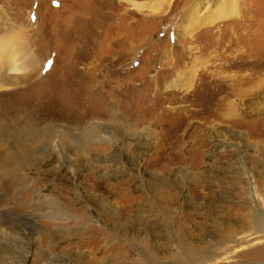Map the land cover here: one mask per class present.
<instances>
[{
  "label": "rangeland",
  "instance_id": "rangeland-1",
  "mask_svg": "<svg viewBox=\"0 0 264 264\" xmlns=\"http://www.w3.org/2000/svg\"><path fill=\"white\" fill-rule=\"evenodd\" d=\"M216 1L208 9L203 0H0V39H12L17 60L1 71L12 84L0 89V128L14 132L29 121L58 137L96 130L79 158L65 144L31 153L14 174L22 193L7 203L0 182V264L89 263L88 249L79 254L64 240L85 227L34 215L46 200L71 219L82 211L90 234L108 236L107 246L119 251L98 255L102 264H136L141 255L158 264H264V231L240 229L224 242L219 230L236 214L264 213L263 122L246 118L250 126L227 130L229 122L205 116L228 93L210 81L250 76L252 92L264 89V0ZM22 50L28 67L18 59ZM192 69L188 85L182 74ZM196 93L206 99L200 114ZM113 121L126 129H111ZM125 181L127 196L145 204L118 209L156 214L152 224L135 222L136 234L112 223L106 185Z\"/></svg>",
  "mask_w": 264,
  "mask_h": 264
},
{
  "label": "bare ground",
  "instance_id": "bare-ground-1",
  "mask_svg": "<svg viewBox=\"0 0 264 264\" xmlns=\"http://www.w3.org/2000/svg\"><path fill=\"white\" fill-rule=\"evenodd\" d=\"M203 2H204L203 4H206L207 8L209 9V6H212L213 2L215 3L217 1L216 0H213V1L203 0ZM207 8H204V9L206 10ZM233 8L234 6L231 7L230 10L226 8V15H229L230 13L232 15L233 10H234ZM218 18L220 17H217L216 19ZM222 18L224 19V21H227L230 18H232V16L229 15L227 17L224 16ZM201 25H206V22H202ZM187 27H190V28H187L188 29L187 32L189 33V31L192 30V26L187 24ZM11 44H12V39H6V40L0 39V89L8 87V85L12 84L10 79H7L1 75V71L3 70H12L13 67L15 66L14 64L17 61L15 60L16 52L13 53L12 50L10 49ZM18 59H20L19 61H21L22 63L21 65H23V67H28L30 65L31 61H30V58L28 59V54L26 53L25 50L24 51L22 50L21 56ZM250 64L251 62L247 64L245 63L243 65L248 66ZM193 70L194 69H192V71L190 70L191 72L182 74V78L185 79V82L186 83L189 82L188 85L191 84V79L193 77ZM183 72H187V70H183L182 72H180V74ZM187 74L188 76H185ZM198 77H200V75ZM253 80L254 79L250 76H244V77L233 76L228 79V83L224 82L222 79H220V81L219 80L210 81V83L219 82L221 85L226 86L228 88V93L226 94V97L218 99L219 102H217V105H215V108L212 111V113H211L212 109L207 107L205 116H207V118L208 117H218L221 123L229 122L228 123L229 127L225 128L227 130L231 128L234 129L233 128L234 126L238 128H241L244 125L250 126V124L248 125V121L245 122L244 120L246 118L256 117L258 119V122L256 123L257 126L258 124H261L259 123L260 121L263 122V124L259 125L261 128V131L259 134H264V108H261V105L264 102V89L259 88L256 92L255 91L252 92L251 85L253 83ZM198 93H196L197 96H198ZM198 97H201L202 100H201V103H199L200 105L198 106V109L194 110V112L200 114L204 112L203 104H204V101H206V99H204V96L199 95ZM232 97H234L235 99V102H234L235 104H233L231 100L229 99ZM236 105H239V107ZM231 116L233 119L231 121H228V118ZM111 127H112L111 129L118 130V131L126 129V127L121 122L118 123L116 121L111 122ZM201 127L203 128V131L207 129L206 125L201 126ZM5 130L6 128L4 124L3 127L1 126L0 128V182L3 181V185L7 189L6 191L4 189L5 198H6L4 203L11 201L12 198L15 197L16 193H22L21 189L20 190L15 189V183L17 181L14 180L15 179L14 174H16L17 172H21L23 170L24 166H26L25 165L26 161L27 160L29 161L30 158L32 159V157L34 156V155L32 156L31 153H35L34 152L35 150L36 152L39 150L42 151L41 148H43L44 146L50 145V144H53L54 146L65 144V146H68L69 149L73 152V154L79 158V156L82 155L83 150L90 147L92 144L96 142L94 139L96 135V130L93 127L88 128L87 131L81 132L78 135L76 134L70 135L69 133V134H66L64 137H61V134L58 137L56 135L58 132H53L52 130L46 131L44 133L36 132L37 130L35 131V127L32 126L29 121L27 124H25L24 128L20 130L17 129L14 132L13 131L9 132ZM239 132L241 135L242 134L241 131ZM256 161L259 164V166L260 165L262 166V161L260 159H257ZM258 174H259V179L264 180V167L263 169L259 171ZM4 186H2V188ZM260 187L261 189H263L264 183L261 184L260 182ZM106 188L109 190L111 194L109 196L114 197V207L113 208L115 209L114 210L115 220H113L114 222L112 221L113 224L124 223V226H128L127 229H129L133 234H136L137 230L134 227V224H138L141 221H147L148 224L154 223L152 216L156 217V214H148L143 211H138L136 213H133V212H130V210L127 208H125V211H123L122 209L120 210V208L118 209L117 206H119L121 202H124L126 204H128L129 202H135V203L137 202L139 205L145 204V201L141 199V196H137V199H132V198H129V196H127L126 192L128 191V181L117 182L115 184H107ZM252 189H251L252 191H255V189L257 190L258 188L253 187ZM26 194L27 193L23 192V195L21 196V199L24 201V203L28 201L27 200L28 195L26 196ZM163 195L162 193L158 192L157 197L159 196V199H163ZM165 199H168V197H166ZM33 213L34 215H40L42 217H45L49 221H53V222L55 221L58 223L57 225H64L63 228L67 225L69 221L71 222L70 225L72 224V222L74 223L71 225V227L68 226L72 230L85 227L83 230L84 232L82 231L77 234H73V233L68 234L67 232V234L64 235L65 239L64 238L63 239L67 242L69 241V243L67 244V248H71L77 253L81 252L83 248L88 249L89 251H87V255L90 257V259L88 260L89 263L87 261L88 264H102L101 259L102 258L106 259V257L108 258L109 256H111L112 248L117 249V247H115L114 244L107 246L108 236L102 230L94 231L95 232L94 234L89 233V225H90L91 220L88 216L83 214L82 211L78 213V216L76 218L71 219L70 216L62 209L60 205H58L56 202L52 200H46L44 202L41 201L38 204L34 205ZM101 219L103 220V223H105L106 225L111 223V219L105 214L101 215ZM122 219L124 220L123 222H122ZM224 221L225 223H222L221 229H219L222 232L220 234L221 240L224 242L229 241L227 239L230 238L231 236L236 235L240 229L250 230V228H255V229H258L259 232L264 231V213L261 211L255 212L254 216H252L248 212L245 216H240L236 214L234 217L226 218ZM251 221L253 223H251ZM135 222H138V223H135ZM93 227L94 225L93 223H91V228ZM75 232L76 230L74 231V233ZM60 236L62 235L60 234ZM137 236L138 235H136V237ZM187 237L189 238L190 235L187 234ZM166 238L170 239V237H166ZM183 241L185 240L184 239L180 240V242H183ZM182 246H185V245L182 243ZM116 251H119V250L117 249ZM188 253L190 256H193L191 251H188ZM98 255H101L102 258H98L99 257ZM136 264H158V263L151 261L150 258L144 257L141 255V260L138 261Z\"/></svg>",
  "mask_w": 264,
  "mask_h": 264
}]
</instances>
